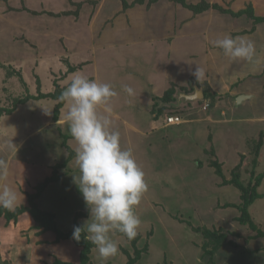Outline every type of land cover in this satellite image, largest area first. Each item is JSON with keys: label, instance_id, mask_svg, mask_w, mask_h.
Wrapping results in <instances>:
<instances>
[{"label": "rangeland", "instance_id": "obj_1", "mask_svg": "<svg viewBox=\"0 0 264 264\" xmlns=\"http://www.w3.org/2000/svg\"><path fill=\"white\" fill-rule=\"evenodd\" d=\"M70 1L0 0V104L11 102L12 106L16 91L24 93L30 89L35 93L37 79L46 91H51L56 90L55 81L62 77L59 84L64 90L77 73L109 83L118 92L111 104L112 111L121 113L128 121L132 119L136 135L129 134L121 122H113V127L121 134L122 146L133 150L146 174L149 190L135 208L141 220L136 247L115 233L112 238L118 243V254L102 261L95 248L91 263L127 264L138 249L141 257L137 264H264V178L256 186L261 199L247 209L242 191L253 188L257 178L264 174V58L258 63L260 78L256 68L246 69L242 71L246 74L243 80L227 83L223 89L222 73L229 60H235L213 45L214 40L226 35L249 37L242 32L256 25L255 18L232 17L233 14L221 12L214 5L232 12L250 7L256 18H264V0H206L213 4L212 8L195 17L187 8L165 0H145L131 8L122 0H102L97 8L84 5L75 14L67 13L68 6L70 10L77 9ZM188 1L199 4L202 0ZM261 30L264 26L258 27L259 37H253V42L264 55ZM208 44L214 52H207ZM198 66L205 73L200 80L193 75ZM7 76H12V83H4L3 77ZM191 78L201 86L194 81V92L209 84L225 97L214 101L207 113L203 112L208 104L204 101L191 105L182 99L179 103L181 94H194L186 93L191 88ZM124 85L131 86L135 95L125 93ZM239 85L256 94L240 95L250 98L238 104L239 92L235 89ZM254 86H261V91L257 92ZM172 87L175 101L163 102ZM156 101L157 109H164L161 119L153 112ZM57 104L52 99H31L15 107V113L0 126V158L9 162L11 179L16 176L13 172L16 174L25 165L17 160L19 156L24 157L25 163L30 162L32 169L28 174L24 171L14 178V183L8 179L13 187L18 186V208L29 207V195L35 194L37 186L52 176L56 165L71 159L66 169L58 171L62 180L49 185L40 197L41 208L56 214L59 228L68 231L75 226L78 214H82L78 221L83 225L90 213L73 183V175L79 174L75 162L77 144L70 137L65 148L62 135L67 134L56 132L58 125L65 124L60 118L65 115L66 103L60 110L59 123L53 124ZM209 110L212 114L225 112V117L218 122L215 116L213 123L205 124ZM175 114L188 123L165 128L164 119ZM246 119L260 121L238 123ZM190 122L199 125L195 130H185ZM42 129H46L44 133ZM35 136H40L36 142L44 143L39 154L31 152L35 144L31 139ZM11 143L17 150L9 147ZM4 214H0V227L5 225L6 230L2 227L0 235L8 239V233H15L11 247L23 256L27 244L14 242H25L30 232L35 241L33 233L41 232L39 224L29 212L18 214L13 221H8ZM206 231L215 232L223 240L217 244L219 247L211 236H206ZM44 240V248L38 247L34 253V264L80 262L81 249L75 243L57 242L55 237Z\"/></svg>", "mask_w": 264, "mask_h": 264}, {"label": "clouds", "instance_id": "obj_2", "mask_svg": "<svg viewBox=\"0 0 264 264\" xmlns=\"http://www.w3.org/2000/svg\"><path fill=\"white\" fill-rule=\"evenodd\" d=\"M213 45L232 60L253 62L256 54L254 42L245 37L226 35L214 40ZM204 74L199 66L193 72L197 80ZM123 91L135 95L129 85H124ZM117 96L111 84L77 73L59 97L66 103L64 119L77 144L75 162L79 174L73 175V183L90 213L83 226H74L73 238L79 241L83 235L95 246L102 261L118 254L113 234L122 233L129 240L138 235L141 220L135 208L149 190L146 174L133 150L122 146L121 134L114 130L111 104ZM9 147L17 150L13 143ZM9 175V162L0 158V208L14 211L20 194L7 182Z\"/></svg>", "mask_w": 264, "mask_h": 264}, {"label": "trees", "instance_id": "obj_3", "mask_svg": "<svg viewBox=\"0 0 264 264\" xmlns=\"http://www.w3.org/2000/svg\"><path fill=\"white\" fill-rule=\"evenodd\" d=\"M101 1L102 0H82V2L75 3L73 0H71L70 3L73 6H76L77 9L75 11H72V10L69 9V6H68L67 13L68 12H71L73 14L78 13V11H80V9L84 5H92L93 9H94L95 6L97 8L98 5L101 3ZM144 1L145 0H134L132 3H129V2H127V0H122V2H125V6L129 7V8L134 7L137 4H144ZM150 1L151 2H156L157 0H150ZM165 1L172 2L174 4L181 5V6L185 7V8H187L189 11H191L193 13L192 16H194V17L196 15H199V14H204V13H206L207 11H209L212 8V6H211L212 4L210 2H207L206 0H202L201 3H199V4H193L192 2H190L188 0H165ZM213 7L216 8V9H220L219 11H221V12H228V14H233L232 17L246 15L247 18H251V17L255 18L256 25H254L252 27V29H249V30H247L245 32H242L244 35L252 36V37L249 36V38L245 36L247 39L253 38V35L257 34V32H258V27L264 26V18L263 17L256 18V16L253 14L254 10L251 9L250 7H248L247 9H244V10H240V12H232L230 10V8H229V10L225 11L222 8H219L218 5H214ZM59 11H60V9H59ZM37 13H38V11H37ZM49 13L52 14V12H49ZM241 35H239V36H241ZM258 37H259V35H257V38ZM235 62H236V60H235ZM18 77H19V79H22L21 81H25L24 77L22 78L21 75H19ZM63 77H65V76H63ZM3 78H4L3 79L4 83H8L9 84V82H11V83L13 82L12 76H7V77H3ZM62 79L63 78L61 77V78H58V80L55 81V84H54L55 87L54 88L56 90L53 89L51 91H46L42 87V85L40 83V80L37 79L36 84L37 83L38 84H37V87H36L37 91L35 89V91H36L35 93H32L33 91H31L30 89H27V91L25 90L24 93H21V91L20 92L16 91L15 92L16 94H14V95L11 94L15 98V103H13L12 106H11V102L10 103L1 102V104H0L1 105L0 106V126L2 125V122L4 121L5 118L9 117L10 115H12L16 111L15 107H19L20 105H24V104L30 102L31 99H33V100L34 99H36V100H39V99H43V100L52 99V100L58 101L59 104H57V106L55 107V110H54V111H56V114H54V116H53V119L57 122L59 120V118H60V114H59L60 110L62 109L63 104L65 103V102H62L59 99V97L61 95V92L63 91V88H61L60 84H59ZM194 81H195V83H196V85L198 87H201L196 80H193L191 78V80L189 81V86H191V88L186 91L187 94H191V93L194 92V86H193V82ZM205 85L206 86L202 90L204 92V96H205V99L203 101L208 103L209 109H211L213 107L214 101L223 99L225 97V95L219 94L217 91H213L209 84H205ZM27 87L28 86H26V88ZM175 94H176L175 88L172 87L171 89H169L166 92V94L164 95L162 101L163 102H169V101H173V100L175 101V99H176V95ZM203 101H198V102H203ZM156 103H157V101H156ZM192 103L193 102H190L189 104L192 105ZM157 106H158V103L153 106V112L156 115L157 119H159V118L161 119L162 117H160V116H162L164 109H161V108L157 109ZM175 116H177V115L175 114ZM56 128H57L56 132L58 133V135L60 133H66L67 134V136L62 135L64 137V139H65L62 145L65 148H67V140H68V138L71 137L68 128L65 127L66 128L65 129V128L60 127V126L56 127ZM60 137H61V135H60ZM67 165H68V161L64 162L63 164H58V165H56L54 167L55 169L53 171L52 176H50L44 182H42L41 184H39L37 186V190H36L35 194H30L29 195V207H27V208H18L14 212L8 211L7 209H4V208H0V214L5 213L4 216L6 217V219L8 221H13V220H16V217H17L18 214L23 213V212H29L31 214V216L35 219V221L39 224L38 228L42 232H52V233H54L55 236H56V241L57 242L71 240V241H73L75 243V245L78 248L81 249V251H80V262L77 263V264H92L91 263V254H92L93 250L95 249V246L93 244H91L90 242H88L87 240H85L83 235H82V237H81V239L79 241L75 240L73 238L74 227L71 228L68 231H62L59 228L56 214H54L53 212L47 211V210H43L39 206V203H38L39 198L46 191V189L49 187V185L55 184V183H59L62 180V177L60 176V174H58V171L60 169H66ZM263 178H264V174H263V176H259L257 178V183L251 189L242 188V191L244 192V194H243L244 200L243 201H244V208L245 209L250 207L257 200L261 199V195L258 194L256 186L259 185V183L262 181ZM245 215L247 217V214H245ZM81 216H82V214H78L76 216L75 221H74L75 226H83L78 221L79 220L78 218L81 217ZM204 233L206 234V236H211V238L213 239V242H215L216 245L221 243V242H223V240L219 239V237L218 238L216 237L215 232L211 233L209 231H206ZM117 234L120 235V236L126 237L122 233H117ZM222 239H224V238H222ZM136 241L137 240L135 238L130 240V242H132L134 247H136V245H135ZM217 247H219V245H217ZM214 248H215V246H214ZM140 257H141V251L136 249V256L135 257L130 256L129 261H128L127 264H137V261H139ZM55 264H74V263H65V262H62V261H56Z\"/></svg>", "mask_w": 264, "mask_h": 264}, {"label": "crops", "instance_id": "obj_4", "mask_svg": "<svg viewBox=\"0 0 264 264\" xmlns=\"http://www.w3.org/2000/svg\"><path fill=\"white\" fill-rule=\"evenodd\" d=\"M81 2H82V0H80ZM212 4V3H211ZM213 5V4H212ZM73 11V10H72ZM261 33H264V30L262 31H260ZM250 37H252V36H250ZM253 37H255L256 39H257V34H254L253 35ZM249 38V37H248ZM248 40H251V41H253V38H250V39H248ZM215 50L213 49V47L211 46V44H208V47H207V52H214ZM255 57H254V60H253V62H247V64H245L246 62H242V61H240L239 59L238 60H236V62L234 61H231V60H229V66L226 68V70H224V72L222 73L223 75H222V78H221V80H222V82H223V89L224 88H226L227 87V83H233V82H235V81H237V83L240 81V80H243L244 79V76L246 75V74H242V71H244V70H246V69H252L253 67L254 68H256L254 71L255 72H257L256 73V75H259L260 73V64H258L259 62H260V60L262 59V58H264V55H263V53L261 52V50H260V48L258 47V46H256L255 45ZM209 54V53H208ZM260 54H262V56H260ZM206 58H208V55H207V57ZM235 63V64H234ZM212 64V63H211ZM210 64V58H209V65H211ZM242 64H244V65H242ZM231 65V66H230ZM225 66H223V69H225L224 68ZM227 73V74H226ZM226 74V75H225ZM238 74H240V76L238 75ZM248 74H250V73H248ZM249 76H251V75H249ZM96 78V77H95ZM259 78H260V75H259ZM249 86V85H248ZM251 86V85H250ZM243 87H245V86H243V85H239L238 87H237V89H235V91H238L239 92V94L238 95H236L237 97H239L240 95H243V94H245V95H248L247 93H252V92H250V91H247V90H245V89H243ZM253 87V86H252ZM255 88L254 89H256L257 90V92L259 91H261L259 88L261 87V86H258V87H256V86H254ZM219 93V92H218ZM232 93H234V92H232ZM231 93V94H232ZM253 94V95H252ZM251 94V96H254V94H256V92H254V93H252ZM258 95V94H257ZM235 96V97H236ZM236 97V98H237ZM257 97V96H256ZM253 98V97H252ZM204 99H205V96H204ZM203 99V100H204ZM202 100V101H203ZM241 104V103H240ZM101 111H103V110H101ZM210 111V114L207 116V114H206V119L204 120L205 122V124H208V123H213L212 122V119L215 117V116H217V117H215V118H217L218 119V122H220V121H222V116L223 117H225V112H223L222 114H212L213 112H212V110H209ZM203 112H205V110H203ZM15 113V112H14ZM13 113V114H14ZM112 114V120H113V122L114 123H118V122H121L122 123V125H123V127H124V129L125 130H127L128 131V133L129 134H132L133 136L134 135H136L135 133H136V128L134 129L133 128V126H135V125H133L134 124V121H132V119L131 120H126V119H124L123 117L124 116H122L121 115V113H119V112H111ZM205 113H207V112H205ZM204 113V114H205ZM12 114V115H13ZM114 114V115H113ZM133 114V112L129 115V117H131V115ZM221 117V118H220ZM61 120L62 119H64V117H61L60 118ZM60 119H59V121H60ZM220 119V120H219ZM65 120V119H64ZM59 121H57L58 123H59ZM208 121H211V122H208ZM258 121H260L259 119H246V120H239L238 121V123H250V122H253L254 124H256V122H258ZM54 119H53V124L54 123H57ZM192 122H194V121H192ZM208 122V123H207ZM231 122V121H230ZM64 123L65 124H62V125H58V127L60 126V127H62V126H64V128L65 127H67L68 128V130H69V127L67 126L68 125V123L66 122V121H64ZM128 123H130V124H128ZM162 123H163V120H162ZM188 123V121H184V123L183 124H181V125H176V126H169V127H167V126H165V124H164V127L165 128H172V127H180V126H183V125H185V124H187ZM191 123V122H190ZM237 123V124H238ZM132 124V125H131ZM42 125H44V123H42ZM41 125V126H42ZM197 125H199L198 123L197 124H195V123H191V124H188L187 126H186V128H185V130H188V131H192V130H195V126L197 127ZM201 125V124H200ZM211 126V125H210ZM163 127V128H164ZM162 128V127H161ZM162 128V129H163ZM164 128V129H165ZM40 129V128H39ZM39 129H37V130H39ZM66 129V128H65ZM46 129H42L41 131H42V133H44V131H45ZM70 133V132H69ZM51 134V133H50ZM50 134H46V137H48ZM37 137H40V136H37ZM37 137L35 136V137H33L32 139H31V142L32 141H34L35 142V144H33V146H32V148H31V152L33 153V152H35V153H38L39 152V147L40 146H42V145H44V143H41V142H36L37 140ZM73 139V138H72ZM42 153V152H41ZM39 154V153H38ZM19 159V161L21 162V164H25L24 166H20L18 169H20V170H17L18 172L15 174L14 172H13V175H16V176H14L12 179L10 178L11 177V175H9V178L8 179H11V180H13V183H14V178H17V176H22L23 174H24V171L25 172H27V171H30V169H32V168H30V166L28 165L29 163H25V159H24V157L23 156H19L18 158H17V160ZM139 159H140V157H139ZM73 160V159H72ZM12 160L10 159V162H11ZM70 161H71V159H69L68 160V164L70 163ZM13 164H16V165H19V164H17V162H13ZM26 167V168H25ZM11 169V168H10ZM27 174H28V172H27ZM37 179H39V178H37ZM36 179V180H37ZM35 180V181H36ZM9 181V180H8ZM7 181V182H8ZM9 183V182H8ZM10 184L12 185V183L10 182ZM51 185H53V184H51ZM50 185V186H51ZM13 186V185H12ZM18 186H17V184H14V188H17ZM48 189V188H47ZM46 189V190H47ZM38 203H39V206H40V198H39V200H38ZM41 207V206H40ZM18 207H16L15 209H17ZM21 225H23V224H21ZM12 226V225H11ZM2 227H3V230H6V227H5V225H2ZM2 227H0V229H2ZM7 228H9V227H7ZM15 227H10L9 229L10 230H12V229H14ZM13 234H15V233H13ZM12 234V236H11V234L10 233H8V235H9V237H8V239H6V238H2L1 237V235H0V264H34V259L36 260V256H35V252L38 250V247H40L41 248V250H42V248H44V247H41L42 246V244H43V242H45L46 240H44L45 238H47V240H52L53 239V237H55V240H56V236H55V234L54 233H52V232H40L39 234H35V233H33L34 234V236H35V241H33V237L30 235L31 234V232L29 233V235H30V237H29V235L27 236V238H26V240H25V242H23L24 240H22L20 243L18 242V243H16V242H14V245L15 244H27V248L25 249L26 250V253H25V255L23 254V256H21L22 254H18V253H14L15 252V249H13L12 247H11V243H12V239L15 237L14 235ZM29 237V238H28ZM53 242V241H52ZM63 242H67L68 244L69 243H73L74 244V242L73 241H71V240H66V241H63ZM75 245V244H74ZM13 250V251H12ZM48 250H46V252H47ZM15 254V255H12V254ZM22 258H21V257Z\"/></svg>", "mask_w": 264, "mask_h": 264}, {"label": "water", "instance_id": "obj_5", "mask_svg": "<svg viewBox=\"0 0 264 264\" xmlns=\"http://www.w3.org/2000/svg\"><path fill=\"white\" fill-rule=\"evenodd\" d=\"M249 98H250V96H239L237 98V102H238V104H240L244 100H247ZM182 99H184L185 101H189V102H196V101H199V100H203L204 99V92L196 90L194 92V94H192V95L181 94L180 98H179V103L182 101Z\"/></svg>", "mask_w": 264, "mask_h": 264}, {"label": "built area", "instance_id": "obj_6", "mask_svg": "<svg viewBox=\"0 0 264 264\" xmlns=\"http://www.w3.org/2000/svg\"><path fill=\"white\" fill-rule=\"evenodd\" d=\"M203 109L206 111L209 109V105H205ZM164 124L165 126H176V125H181L184 123L183 119L180 116H170L164 119Z\"/></svg>", "mask_w": 264, "mask_h": 264}]
</instances>
